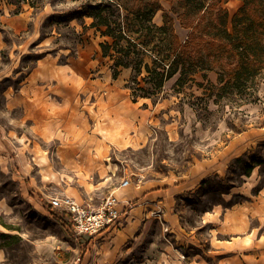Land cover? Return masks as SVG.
Wrapping results in <instances>:
<instances>
[{
    "label": "rangeland",
    "instance_id": "rangeland-1",
    "mask_svg": "<svg viewBox=\"0 0 264 264\" xmlns=\"http://www.w3.org/2000/svg\"><path fill=\"white\" fill-rule=\"evenodd\" d=\"M34 1L35 6L27 0H0V198L8 203L0 215V243L6 250V264L42 263L33 250L32 238L54 231L57 223L53 220L59 218L44 198L40 200V196L30 192L37 190L34 179L39 185L41 181L35 176L30 179L36 165L26 136L28 119L22 106L29 91L23 87V80L47 53L56 55L59 62L80 54L83 67L86 62L91 63L90 56H97L90 66L91 73L84 67L82 89L86 90L91 87L89 78L97 74L93 67L109 63L112 73L116 60L115 53L104 56L100 46L112 39L102 35L103 28L90 25L92 17L83 15L88 4L100 0ZM211 2L206 1L209 5L201 19L199 37L185 47V66L189 69L182 81L178 83L176 72L158 92L146 96L151 105L164 102L148 140L106 156L102 167H106V175L112 176L111 181L92 195L98 202L109 193V185H118L123 178L130 181L126 188L141 182L155 184L169 176H186L202 163L206 165L203 174L194 173L199 177L196 184L189 191L170 195L168 205L153 207L132 200L117 229L133 221L134 216L140 217V224L130 233L131 239L120 254L110 263H101V252L96 253L93 248L85 253L84 246L78 251V264H264V71L241 88L231 83L227 70L235 59L221 55L223 51L217 52L211 42L206 43L209 38L205 32L211 28L210 18L217 7L227 11V27L231 30V16L242 0H219L213 7ZM159 3L161 8L152 22L161 25L163 13L167 12L174 33L184 43L190 27H185L178 15L183 10L182 1ZM118 13L122 17L126 11L121 9ZM156 36L154 48L153 43L130 47L121 41L130 50L123 58L132 71L125 78L131 94L142 93L133 91L137 86H148L143 80L148 74L144 63L151 66L153 58L166 52V41L160 39L163 35ZM140 58L141 72L136 75L133 67ZM135 78L138 84L132 81ZM54 147L46 150L50 169L54 173L61 171L66 182H74L75 170L61 168ZM109 167L115 173L111 174ZM14 175L18 177L15 179ZM44 188L48 193L56 190L55 185ZM38 199L41 207L36 208L32 200ZM132 205L138 211H130Z\"/></svg>",
    "mask_w": 264,
    "mask_h": 264
},
{
    "label": "crops",
    "instance_id": "crops-1",
    "mask_svg": "<svg viewBox=\"0 0 264 264\" xmlns=\"http://www.w3.org/2000/svg\"><path fill=\"white\" fill-rule=\"evenodd\" d=\"M81 59L82 56L76 54L59 62L56 55L47 53L38 59L33 67L34 71L29 72L23 80V87L29 91L26 103L22 106L28 119L26 136L36 165L35 173L30 172V179L35 176L41 181L39 185L35 179L29 180L37 186V190L30 192L40 196V200L45 199V202L49 196L60 193L79 201L86 195H94L93 191L102 190L112 177L106 175L107 169L102 167L105 165L104 158L145 143L164 103L159 100L151 105L147 97L141 96L133 100L130 88L125 84V78L131 74V69L122 67L118 75L113 77L109 63H97L93 67L97 74L89 78L91 87L83 90L84 67L91 73L90 66L92 61L97 60V56L94 59L90 56L91 63L86 62L84 67ZM80 91L84 92L81 94ZM50 146H55L53 151L59 155L61 168L75 170L72 173L74 182H66L61 171L54 173L50 169L49 154L47 155ZM2 157L8 158L6 155ZM85 158L90 161H79ZM196 167L194 172L190 173L189 170L186 176L175 179L169 176L155 184L141 182L136 187L126 188L129 181L127 185H109V193L112 192L122 203L132 204V200H136L153 207L163 203L168 205L170 195L189 191L196 184L199 177H195L194 173L203 174L201 172L205 169L202 168L206 165L202 163ZM111 169L109 167L108 171L112 174L114 172ZM25 175L28 177L29 173ZM17 177L14 175L15 179ZM48 185H55L56 190L46 192L44 187ZM30 186L31 184L28 185ZM32 201L34 207H41L39 199L38 202ZM7 207L8 203L0 198V215ZM131 210L138 211L137 206L132 205ZM53 211L59 217L53 216V221L57 223L55 230L42 238H32L31 241L33 250L43 261L40 264H78L77 254L80 247L84 246L87 248L85 253H90L95 248L93 251L101 252V259L98 261L110 263L131 239L130 233L136 229L137 223L140 224V217L134 216L133 221H127V217L126 224L118 229L102 231L97 241L94 238H73L65 216L61 211ZM45 215L47 214H43ZM5 261L6 250L0 246V264H6Z\"/></svg>",
    "mask_w": 264,
    "mask_h": 264
},
{
    "label": "trees",
    "instance_id": "trees-1",
    "mask_svg": "<svg viewBox=\"0 0 264 264\" xmlns=\"http://www.w3.org/2000/svg\"><path fill=\"white\" fill-rule=\"evenodd\" d=\"M123 1H96L88 4L86 8L84 6L83 15L92 17L90 25L103 28L102 35L112 39L111 43L101 42L100 46L104 56H114V53L116 55L113 77L119 73L118 66H130L123 58L130 54L129 47H125L121 41H125L130 47L138 43L142 46L153 43L152 48H154L157 46L154 42L156 35H163L160 39L166 41L163 48L166 52H162V57L153 58L151 66L144 63L148 74L143 80L148 86H137L133 89V91L136 89L142 91V93L132 92V99L136 100L139 96L146 97L158 92L165 80L176 72H179L178 83L182 81V76L189 69L185 66L187 55L185 47L199 37L201 19L209 4L206 5L207 0H180L183 10L178 15L184 26L190 27L187 40L181 44L173 31L172 18L167 12L163 13L161 25L157 26L152 22V17L161 8L159 0ZM211 1L210 7L219 3V0ZM27 2L35 6L34 0ZM121 9L126 11L122 17L118 13ZM210 19L211 28L205 32L209 38L206 43L211 42L217 52L223 51L221 55L225 53L235 59L234 64L227 70L229 80L237 88L246 86L247 81L264 71V0H242V4L231 16V30L227 27L228 14L225 9L217 7L214 17ZM134 33H138L137 36H132ZM110 50H113V53H110ZM142 62L143 59L140 58L133 67L136 75L141 72ZM132 81L138 84L136 78ZM0 246L4 247L1 243Z\"/></svg>",
    "mask_w": 264,
    "mask_h": 264
},
{
    "label": "built area",
    "instance_id": "built-area-1",
    "mask_svg": "<svg viewBox=\"0 0 264 264\" xmlns=\"http://www.w3.org/2000/svg\"><path fill=\"white\" fill-rule=\"evenodd\" d=\"M128 178H123L120 185H127ZM47 206L62 212L67 220L73 238H97L104 230L114 229L127 213L129 203H122L112 192L95 202L93 195H86L76 200L66 195L49 196Z\"/></svg>",
    "mask_w": 264,
    "mask_h": 264
},
{
    "label": "bare ground",
    "instance_id": "bare-ground-1",
    "mask_svg": "<svg viewBox=\"0 0 264 264\" xmlns=\"http://www.w3.org/2000/svg\"><path fill=\"white\" fill-rule=\"evenodd\" d=\"M111 170L115 173V169L114 168H112ZM248 240H249V235L246 236V241H248Z\"/></svg>",
    "mask_w": 264,
    "mask_h": 264
}]
</instances>
